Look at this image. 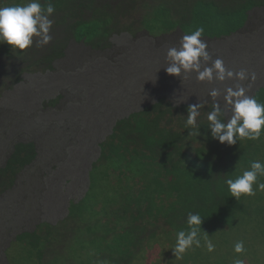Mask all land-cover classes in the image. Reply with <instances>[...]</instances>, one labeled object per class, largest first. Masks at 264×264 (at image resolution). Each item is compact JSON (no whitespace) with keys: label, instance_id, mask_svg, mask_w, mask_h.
<instances>
[{"label":"trees","instance_id":"16d2710c","mask_svg":"<svg viewBox=\"0 0 264 264\" xmlns=\"http://www.w3.org/2000/svg\"><path fill=\"white\" fill-rule=\"evenodd\" d=\"M28 2L0 0V6ZM40 3L46 5L48 0ZM51 3L55 7L50 17L52 27L63 29L59 34L51 32L52 44L38 61L30 56L32 63L28 61L32 46L16 53L6 51L11 49L7 44H0L4 50L0 55L4 54L8 60L7 67L0 64L7 69L2 73L5 79L18 83L24 72L37 74L32 69L43 67L44 72L53 71L58 60L63 61L61 70L68 73L67 68L76 67V60L82 63L85 56L78 52L73 59L70 57L71 41L105 51L114 34H132L140 29L157 37L180 30L173 38L180 41L198 27L204 28L201 39H225L247 31L253 19L264 17V0H51ZM136 17L139 21L135 26L132 23ZM124 23L129 25L125 28ZM88 56L91 57L86 52L83 66ZM229 85L231 81L224 87ZM255 98L264 103V88H260ZM178 102L161 97L116 120L111 133L97 144L100 154L92 160L84 196L75 194L69 199L68 215L56 224L47 218L33 228L28 223V193L32 191H27L22 203L17 204L22 213L2 210L14 204L5 195L14 188L18 194L21 175H24L22 184L36 180L25 175L28 173L25 170L32 171L38 159V143L28 132L42 128L33 122L18 121L21 132L8 142L12 151L6 164L0 167V197L4 198L0 221L6 229H21L9 248L11 254L15 253V264H143L149 255L158 256L157 264H199L196 253L201 249L208 251L205 243L208 239L217 250L213 253L222 257L217 264H233L234 258L242 259L244 264H264V260L254 257V252L264 255V192L257 190L254 196H241L237 201L225 183L248 170L250 161L257 156L262 155L264 160V128L258 141L240 140L232 146L222 145L212 139L207 121V113L213 103L220 104L219 99ZM197 104L202 105L195 126L199 135L189 136L187 110ZM220 107L226 122L230 113L225 104ZM215 152L221 156L218 161L212 156ZM60 182L53 180L49 185L53 187ZM256 187L254 184L253 188ZM258 211L263 214L259 216ZM190 212L203 219L201 246L188 250L183 260L176 259L172 252L176 234L188 230ZM255 215L259 216L256 224ZM138 229H146L143 240L149 239L144 249L139 250L127 242V236ZM240 229L247 234L254 231L253 237L252 233L251 237L243 235ZM238 241L244 244L242 254L234 252Z\"/></svg>","mask_w":264,"mask_h":264},{"label":"rangeland","instance_id":"374dc122","mask_svg":"<svg viewBox=\"0 0 264 264\" xmlns=\"http://www.w3.org/2000/svg\"><path fill=\"white\" fill-rule=\"evenodd\" d=\"M120 21L123 22L122 17ZM138 21L139 18L136 17L132 25L136 26ZM62 29L63 26L61 28L53 26L50 35L51 32L59 34ZM180 33L178 30L151 37L146 31L139 29L132 34L129 32L114 34L110 40L111 46L105 51H95L71 41L68 54H71L70 57L73 59L76 53H84L82 63L78 64L76 60V67L67 68L68 73L61 70L62 60L56 62L57 68L53 71L44 72L43 67L32 69L30 71H37V74L32 72L23 74L22 80L18 83L12 82L10 89L4 88L7 79L2 75L3 69L0 67V100H3L1 105L4 106V110L0 106V130L9 128L11 123H17L19 116H28V112L35 116L39 123H43L41 133L35 137L39 140L38 159L35 165L33 164L32 171L29 168L25 170H28L25 175H31V178L36 180L22 184L24 175H21L19 184L22 187L18 194L14 188L5 195L8 201L10 197L14 204L12 207L5 206L2 210L9 214L22 213L17 204L22 203L27 191H32L28 193L29 227L33 228L47 218L56 224L61 217L68 215L69 199L74 198L75 194L79 195V191L80 196H84L92 160L100 154L97 144L111 133L116 120L141 109L144 105L154 103L161 97H170L179 101V104H185L197 98L208 100L210 98L208 93L212 87L221 88L219 84L198 83L195 74L183 78L169 76L166 73L167 50L169 47L179 46L180 41L173 38ZM202 40L206 41L207 51L213 60L220 58L227 68L235 71L241 69L247 70L248 73L251 71L249 78L243 81L245 88L248 89V95L251 96L264 86V17L258 16L253 19L247 31L231 38ZM51 41L42 47H38L34 42L28 50V61L30 56L32 60L38 61L46 52L45 48L48 49L52 44ZM174 41L178 44L175 45ZM86 52L91 57H87L83 66ZM0 53H4L1 46ZM32 60L29 62L32 63ZM7 63L4 54L0 55V64L7 67ZM256 65L258 68L255 70ZM251 73H255V80H252ZM58 90H63V94L57 97V105L50 109L49 114L42 117L45 112L41 108L43 101L52 99L46 96H51ZM23 97L28 100L26 107H29L31 100L35 102L31 109H24L21 106L20 99ZM216 99H219L220 103L223 101L222 97ZM18 132H21V128L0 132L1 166L6 162L11 148V145L8 147V142ZM51 160L55 162L52 163ZM255 160L264 164L262 155L252 159L250 164ZM54 177H60L58 180L62 182L51 187L49 182ZM259 178L260 182L264 183V176ZM67 180L70 181L69 184H65ZM0 199L1 207L4 198ZM0 223L1 234L2 231L5 234L12 232L10 239L21 230L14 228V225H12L14 229H6L2 221ZM143 232L147 230L138 229L134 235L127 236V242L135 244L137 250L144 249L149 242V239L143 240ZM156 257L158 256L149 255L143 264H157ZM258 257L263 259V253Z\"/></svg>","mask_w":264,"mask_h":264},{"label":"clouds","instance_id":"9594fccd","mask_svg":"<svg viewBox=\"0 0 264 264\" xmlns=\"http://www.w3.org/2000/svg\"><path fill=\"white\" fill-rule=\"evenodd\" d=\"M54 12L55 7L51 3V0H48L46 5H42L40 0H29L26 4L0 6V44H7L14 52L18 51L20 53L30 48L34 40L38 47L49 44L52 39L50 30L53 25V20L50 19V17ZM203 34L204 28L198 27L195 31L191 32V34L183 35L178 47L173 46L168 48L166 53V73L169 76L183 78L195 74V79L198 83L206 82L210 85L219 84V86H221V88L212 87L208 94L214 100L222 97L230 113V118L225 122L220 104L213 103L212 110L207 113L208 128L211 131L213 140H218L220 144L229 146L235 145L240 140L258 141L261 137L262 128H264V103L258 102L255 95L260 88H264V86L260 87L251 94V96L248 95V89L245 88L243 81L249 78L251 71L249 73L245 69L235 71L227 68L222 59L216 58L213 60L210 53L207 51L208 45L206 41L201 39ZM1 68L3 72L7 70L3 67ZM257 68L258 65H256L255 70ZM26 73L27 72H24L23 74ZM23 74H21V78ZM251 78L255 80V73H251ZM227 81H231V85L224 87ZM9 82L10 79H7L4 88L7 87L6 89H10L12 81ZM62 94L63 90H58L51 96H46L52 99L43 101L41 108L45 112L41 115L42 117L49 114L50 109H53L55 105H57V97ZM55 99H57L56 103H52ZM1 103H3V100H0V106L4 110V106L1 105ZM20 103L24 109H31L35 102L31 100L29 107H26L25 104L28 103V100L23 97L20 99ZM201 107L202 105L199 104L188 107L186 127L190 129L189 136L194 134L197 136L199 135V129H196L195 126L197 117L200 115ZM21 120L33 122L42 128L41 126L43 123H39L35 116L28 112V116L21 115L17 117V123H11L9 128L1 129L0 132L8 129L20 128L18 126V121ZM40 133V130L28 132V135L32 136L35 142L38 143V155L39 140H36L35 137ZM12 139L13 137L9 141ZM24 139H28V137ZM9 145L10 143H8V147ZM9 150L7 159L5 160L6 162L12 151V147ZM216 153L217 152L213 153L212 156L218 161L221 156H218ZM50 162L53 163L55 160H51ZM261 176H264V164L259 160H255L251 162L250 168L245 170L242 175L237 176L235 179L229 178L225 183L227 184L231 197H234L238 201L241 196H254L257 190L264 191V183H258V177ZM59 178L60 177H54L51 181L58 180ZM254 184L257 186L256 189L253 188ZM261 207L262 206H260V208ZM261 214H263V212H259V216ZM259 216H254V224L258 222L257 217ZM202 221L203 219L198 213H188V230H181L176 234L175 246L172 249L176 259H182L183 255L188 250L201 246L199 234L201 232ZM240 230L243 235L248 237H251L252 233L253 237L254 231L247 234L244 229ZM10 234L11 233L2 235L0 233V264H15V260H13L14 254H12V259L9 262V257L11 255L9 251L10 243L11 241H15V236H11L12 239H10ZM205 243L208 251L201 249L200 252L196 253V259L199 261V264H217V260H220L222 257L219 256L217 252L213 253V251L217 250L214 249V245L210 239L206 240ZM234 252L236 254H242L244 252V244L242 241L235 243ZM254 257L258 261L264 260V258L260 259L255 252ZM233 264H244V261L240 258H234Z\"/></svg>","mask_w":264,"mask_h":264},{"label":"water","instance_id":"95a60500","mask_svg":"<svg viewBox=\"0 0 264 264\" xmlns=\"http://www.w3.org/2000/svg\"><path fill=\"white\" fill-rule=\"evenodd\" d=\"M220 104H224V102L223 101H221V103Z\"/></svg>","mask_w":264,"mask_h":264}]
</instances>
